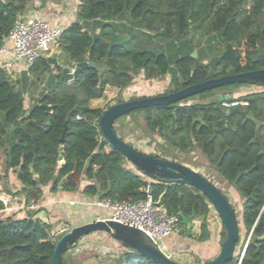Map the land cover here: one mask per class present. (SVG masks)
I'll return each instance as SVG.
<instances>
[{
  "label": "trees",
  "instance_id": "16d2710c",
  "mask_svg": "<svg viewBox=\"0 0 264 264\" xmlns=\"http://www.w3.org/2000/svg\"><path fill=\"white\" fill-rule=\"evenodd\" d=\"M32 1L0 0V48ZM76 1V20L64 28L56 43V65L40 57L25 72L22 88L0 68L3 190L10 170L22 185L26 205L37 202L45 186L56 191L62 179L65 192L78 190L85 179L90 182L83 189L85 195L111 203L144 200L142 189L149 186L154 201L167 214L177 216L179 223L183 218L200 219L199 239L206 240L205 220L214 210L207 198L194 188L146 181L126 169L123 155L111 147L100 129L104 110L91 108L89 102L101 99L108 88L121 93L141 72L145 80L169 75L175 92L214 78L264 70V0ZM116 33L128 40L107 53L108 42ZM193 52L197 53L195 59ZM104 59L102 71L84 68L70 82L61 79L64 66L85 60L101 64ZM45 75L47 85L41 97L25 110L24 90L29 82L35 84ZM244 99L249 106L229 116L218 100L181 105L184 100L122 117L140 114L146 132L164 142L166 153L200 150L217 176L243 200L239 239L233 258L225 264H264V240L259 241L264 236V153L259 154L258 144H249L255 137V125L246 119L252 112L264 122V94ZM196 118L202 123L194 121ZM259 141L264 145V126ZM240 226L245 237L252 233L237 252ZM59 236L52 237L50 227L32 215L21 219L0 215V264H52ZM71 247L63 255V264H69L66 254ZM119 249L113 264H157L124 245L119 244Z\"/></svg>",
  "mask_w": 264,
  "mask_h": 264
},
{
  "label": "water",
  "instance_id": "95a60500",
  "mask_svg": "<svg viewBox=\"0 0 264 264\" xmlns=\"http://www.w3.org/2000/svg\"><path fill=\"white\" fill-rule=\"evenodd\" d=\"M127 40L128 37L125 35H120L118 33L114 34L108 42L107 53H109L112 48L124 44ZM191 57L195 59L197 56L193 53L191 54ZM46 60L50 65L57 64L55 58L47 57ZM106 61L107 59H104V63L94 64L85 60L82 63L76 64L74 68L64 66L60 72L61 79L66 82H70L71 80L76 79L80 71L84 68H94L98 71H102L106 67ZM233 84L264 85V70L214 78L202 83L187 86L172 93L117 103L107 108L99 119L100 129L108 143L115 151L121 153L126 162L130 164L143 178L153 181L160 180L165 182L167 186L180 184L191 187L198 190L207 198L211 207L219 217L222 226L220 251L212 260L208 262H201L200 259H197L196 264H225L233 258L236 244L239 239V219L229 200L212 182H210V180L205 178L203 175L177 162L168 161L154 155L140 152L122 140L113 131V127L117 119L133 111L149 107L176 104L205 91H211ZM232 98V94H228L219 96L218 99L219 101H223L231 100ZM42 107L47 111H50V107L44 105ZM237 111L238 109L232 108L229 110H223V113L226 116H229ZM246 119L255 125V137L249 144H258L261 149L259 154H262L264 153V145L259 141V130L264 126V122L255 119L252 112L247 113ZM194 121L202 123L201 118H196ZM65 132L66 128L63 130L61 141L64 140ZM58 158H60V156ZM35 177L37 176L35 175ZM64 181L65 179H62L60 182L59 190H62V184ZM189 222V218L182 219L183 225L187 228V236L190 235V231L192 229ZM94 233H105L117 243L140 253L157 264H181L159 252V250L142 232L111 220L100 219L84 225L72 227L62 233L54 244L52 264H63V255L67 251L68 247L73 246L83 237ZM251 233L252 232L248 235V240ZM263 240L264 236L259 238V241Z\"/></svg>",
  "mask_w": 264,
  "mask_h": 264
},
{
  "label": "crops",
  "instance_id": "0c3cea01",
  "mask_svg": "<svg viewBox=\"0 0 264 264\" xmlns=\"http://www.w3.org/2000/svg\"><path fill=\"white\" fill-rule=\"evenodd\" d=\"M69 1L71 0H61L60 2L46 1L43 3L40 0H33L28 4L26 12L22 16H36L52 24H62L65 28L75 22L76 16H74V20L72 19L73 21H64L65 15L61 14L60 17L56 15L61 12L60 6L63 5L64 2ZM54 14L55 17H53ZM2 46L5 51L0 56V67L7 61H10L13 54L12 46L9 41L5 40ZM58 54L57 45H54L42 57L55 58ZM7 73L12 81L17 82L19 88L23 87L22 80L25 71ZM47 78L48 75H45L35 84L29 82L28 88L24 90L25 110L30 109L41 97L43 89L47 85ZM109 89L111 88H108V90ZM98 100H91L89 102L90 107L100 108L97 105ZM2 165L3 155L0 152V174ZM139 176L142 178L141 175ZM6 182L7 191L3 190L1 184L2 180H0V191L10 196L11 202L9 209L2 212L0 215L12 216L15 219H21L28 215H32L34 219H38L44 225L50 227V234L52 237L56 235L59 236L72 227L84 225L97 219L109 218L110 213L105 208L95 205L98 197H91L83 193L84 187L90 184V182L85 179L80 182L78 190L74 192H65L59 190V187L53 192L50 186L43 187L42 195L37 202H34L35 205L33 209L29 208L31 202L27 205L25 204V194L20 192L22 185L17 179L15 171H9ZM191 226L192 229L189 236L180 233L178 235H171L165 239V244L169 252L173 255V259L181 264H196L197 259H200L201 262L212 260L220 251V241L211 231L207 240L200 241V225L195 222ZM88 241L100 242L101 244L105 243V245L103 244V248H108L120 253V249L118 248L119 244L105 233H94L81 239L82 244ZM82 264L93 263L83 261ZM99 264H104L102 259H99ZM109 264H113V261Z\"/></svg>",
  "mask_w": 264,
  "mask_h": 264
},
{
  "label": "rangeland",
  "instance_id": "374dc122",
  "mask_svg": "<svg viewBox=\"0 0 264 264\" xmlns=\"http://www.w3.org/2000/svg\"><path fill=\"white\" fill-rule=\"evenodd\" d=\"M76 7V0L64 2L63 5L60 6V14H57L56 16L60 17L61 14H63L65 15L64 21H71L72 19L74 20ZM53 17H55V14L53 15ZM193 53H195L197 56L196 52ZM173 90L174 88L172 86L171 77L169 75L161 79L145 80L143 78V73L141 72L137 77L134 78L132 84L126 89H124L121 93H119L118 90L112 88L109 90L107 89L104 93V96L98 100L97 105L105 111L107 108L114 104H117L118 102L121 103L134 99L163 95L166 93L173 92ZM260 93L264 94V86L242 84L234 87V85H228L225 86L223 89H218L217 91L205 93L206 96L204 95V97H201L202 95L192 96L186 99L187 101L182 102L181 105L208 103L217 100L219 101V96L228 94H232L233 99L245 100L244 97L253 96ZM245 109L246 108H239V110L243 111ZM113 128L116 130L117 135L122 138V140H124L126 143L139 150L140 152L158 156L159 158L168 161L177 162L203 175L205 178L210 180V182H212L227 197L231 206L235 210L238 218H240L243 200L239 197V195L231 186L227 185L220 177L217 176L213 165H211L207 161V159L201 154L200 150L194 149L189 153H179L177 151L166 153L162 149L164 142L159 139L156 135H151L146 132L143 118L140 114H135L133 116L127 117H120L114 123ZM124 166L126 169H130V171L136 172V170L133 169L130 164L125 163ZM144 179L148 181L147 178ZM195 222L200 225L201 232L202 221L200 219H194L192 221L190 220L189 224L192 225ZM205 225L207 226V231L209 234L208 238L210 236L211 231L220 241L222 237V226L220 219L214 210H210L209 215L205 220ZM179 228L181 231H186L187 229L182 223H180ZM185 231L184 233H182L183 235H186ZM247 240L248 237L244 236V230L240 226V241L237 248V252H240L241 249L245 247ZM103 244L105 245V243ZM103 244H101L100 242L88 241L87 243L82 244L79 247L78 243H76L67 252L66 260L69 264H82L83 261L90 262L93 264H99V259H102L104 264H109L118 255H120V253L118 251L116 252L108 248H103ZM76 248H78L77 252L75 251Z\"/></svg>",
  "mask_w": 264,
  "mask_h": 264
},
{
  "label": "built area",
  "instance_id": "2783aa9c",
  "mask_svg": "<svg viewBox=\"0 0 264 264\" xmlns=\"http://www.w3.org/2000/svg\"><path fill=\"white\" fill-rule=\"evenodd\" d=\"M63 30L62 24H52L36 16H19L5 39L12 46V58L0 68L13 73L28 71L36 60L56 45ZM4 51L2 46L0 56ZM74 67L75 65L72 66ZM248 106L247 100L232 98L220 101V107L223 110L247 108ZM142 191L145 199L137 202L111 203L98 198L95 205L105 208L110 213L109 218L100 220H111L142 232L159 252L173 259V255L165 244V239L171 235L180 234L179 219L175 215L167 214L165 209L154 201L149 186L144 187ZM10 202V196L0 191L1 212L9 209ZM34 205L35 203L31 201L29 208L33 209ZM77 243L80 247L81 239ZM75 251L77 252L78 248Z\"/></svg>",
  "mask_w": 264,
  "mask_h": 264
},
{
  "label": "flooded vegetation",
  "instance_id": "af4514ba",
  "mask_svg": "<svg viewBox=\"0 0 264 264\" xmlns=\"http://www.w3.org/2000/svg\"><path fill=\"white\" fill-rule=\"evenodd\" d=\"M170 93H172V92H170ZM166 94H167V93H166ZM238 111H239V109H238ZM238 111H237V112H238ZM156 157H158V156H156ZM158 158H159V157H158Z\"/></svg>",
  "mask_w": 264,
  "mask_h": 264
}]
</instances>
